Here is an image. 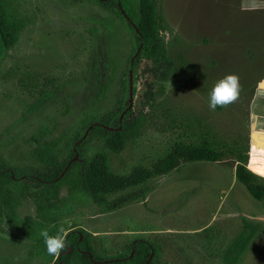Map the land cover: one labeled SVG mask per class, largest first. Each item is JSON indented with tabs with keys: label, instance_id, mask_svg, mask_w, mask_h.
<instances>
[{
	"label": "rangeland",
	"instance_id": "rangeland-1",
	"mask_svg": "<svg viewBox=\"0 0 264 264\" xmlns=\"http://www.w3.org/2000/svg\"><path fill=\"white\" fill-rule=\"evenodd\" d=\"M8 2L21 29L10 51L0 37V73L29 72L37 88L31 95L16 78L0 80V169L38 175L44 169L28 157L31 137L43 129L53 140L66 136L70 147L76 135L70 128L108 81L110 111L122 90L132 40L120 22L114 41L119 67L111 76L101 39V23L114 19L110 12L88 0ZM160 7L169 27L163 36L171 51L182 52L186 66L165 85L166 99L156 112L149 107L159 89L155 65L143 59L132 73L131 120L144 115L143 129L123 152L108 151L111 169L125 178L140 169L151 172L176 146L198 143L192 136L197 120L212 134L221 157L199 162L179 157L171 172L148 179L154 190L145 202L110 215L95 207L79 209L68 225L101 238L109 256L145 239L160 252L157 264H264V198H254L236 179V154L250 145L248 169L264 186L259 149L264 93L258 89L264 80V0H160ZM228 74L238 76L239 96L212 109L208 92ZM130 93L129 88V103ZM235 145L239 150L231 153ZM66 155L67 150L61 157ZM121 194L118 190L112 199ZM19 215L34 216L33 203L25 202ZM5 261L40 264L37 257L30 261L24 242L0 235V263Z\"/></svg>",
	"mask_w": 264,
	"mask_h": 264
},
{
	"label": "trees",
	"instance_id": "trees-1",
	"mask_svg": "<svg viewBox=\"0 0 264 264\" xmlns=\"http://www.w3.org/2000/svg\"><path fill=\"white\" fill-rule=\"evenodd\" d=\"M88 1L114 15V19L101 23V39L107 46L105 62L111 66V76L119 67L114 41L118 38L120 22L130 33L133 51L121 93L113 108L106 111L111 85L108 81L100 88L96 99L82 110L70 128L76 132L70 147L69 142H63L66 136L53 140L51 136L46 137L43 129L31 137L34 147L28 151V157L44 169L41 174L0 169V235L24 242L29 248L30 261L37 257L40 264H157L160 252L145 239H137L124 252L109 256L101 238L77 226L69 227L65 222L79 209L95 207L100 214L110 215L133 203L145 202L154 190V186L148 184L149 178L171 172L179 157L189 162L217 161L221 157L219 145L213 146L216 142L211 140L212 134L197 120L199 129H194L192 136L198 143L176 146L172 153L153 165L151 172L140 169L125 178L112 171L108 151L113 154L123 152L128 144L138 139L144 124L142 114L137 122L131 120L129 71L135 75L143 59L155 65L159 89L149 107L156 112L164 105L165 85L184 70L186 61L180 50H170L163 36L169 27L160 0ZM20 29L21 24L8 0H0V37L7 51L17 45ZM173 44L179 45L180 40L174 37ZM3 78H16L18 85L31 95L37 88L36 77L26 71L12 69L0 73V80ZM93 142L96 145L91 146ZM65 150L66 158H62ZM238 150L235 145L231 153ZM249 151L250 145H247L245 151L236 154V179L254 198L261 199L264 198V186L256 183L260 178L248 169ZM118 190L122 194L112 199ZM28 201L33 203L35 215L22 218L19 209ZM60 227L67 231L66 246L58 257H54L47 253L41 233L47 230L54 235Z\"/></svg>",
	"mask_w": 264,
	"mask_h": 264
},
{
	"label": "clouds",
	"instance_id": "clouds-1",
	"mask_svg": "<svg viewBox=\"0 0 264 264\" xmlns=\"http://www.w3.org/2000/svg\"><path fill=\"white\" fill-rule=\"evenodd\" d=\"M240 93L239 78L235 74H228L218 79L208 92V103L212 109L218 106H225L237 100ZM261 163H264V154H260ZM65 223H68L66 221ZM44 239L46 251L49 255L58 257L65 248L67 231L64 227L58 228L54 235H50L47 230L41 233Z\"/></svg>",
	"mask_w": 264,
	"mask_h": 264
},
{
	"label": "water",
	"instance_id": "water-1",
	"mask_svg": "<svg viewBox=\"0 0 264 264\" xmlns=\"http://www.w3.org/2000/svg\"><path fill=\"white\" fill-rule=\"evenodd\" d=\"M133 80H132V71L130 70V89H131V93H130V105H129V109L132 108V100H133ZM258 89L260 92L264 93V80H262L259 85H258ZM123 117V116H122ZM256 135L253 136V138L255 137ZM259 149L261 150H264L263 147H260Z\"/></svg>",
	"mask_w": 264,
	"mask_h": 264
},
{
	"label": "crops",
	"instance_id": "crops-1",
	"mask_svg": "<svg viewBox=\"0 0 264 264\" xmlns=\"http://www.w3.org/2000/svg\"><path fill=\"white\" fill-rule=\"evenodd\" d=\"M263 139V143H264V137H261ZM256 173V172H255Z\"/></svg>",
	"mask_w": 264,
	"mask_h": 264
}]
</instances>
